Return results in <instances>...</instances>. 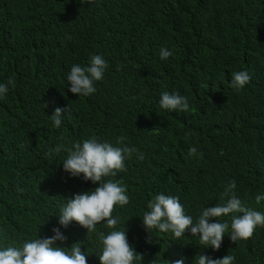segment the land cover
<instances>
[{
	"label": "trees",
	"instance_id": "obj_1",
	"mask_svg": "<svg viewBox=\"0 0 264 264\" xmlns=\"http://www.w3.org/2000/svg\"><path fill=\"white\" fill-rule=\"evenodd\" d=\"M161 48L173 55L161 60ZM92 55L109 67L92 95L77 97L66 74ZM237 71L251 75L239 90L230 86ZM9 78L15 87L0 98V249L50 237L56 227L67 237L57 246L80 243L87 264H99L98 232L112 229L58 224L65 199L98 184L65 173L66 152L46 153L58 143L95 137L116 144L125 136L144 159L134 156L126 172L107 179L126 186L130 202L112 215L141 264H195L199 254L264 264V227L236 243L226 232L213 251L188 232L175 241L154 229L146 242L140 218L163 193L179 196L195 221L221 202L229 181L248 207L264 212V201L255 200L264 194V0H0V83ZM164 91L186 96L189 110H162ZM68 104L54 127V108Z\"/></svg>",
	"mask_w": 264,
	"mask_h": 264
},
{
	"label": "clouds",
	"instance_id": "obj_2",
	"mask_svg": "<svg viewBox=\"0 0 264 264\" xmlns=\"http://www.w3.org/2000/svg\"><path fill=\"white\" fill-rule=\"evenodd\" d=\"M159 55L161 60H167L173 55V51L161 48ZM108 67V62L101 55H92L86 66L73 64L66 74L67 85H70L68 92L77 97L92 95L96 90L95 83L103 80ZM250 80L248 71L233 72L230 86L237 90L243 89ZM9 86L15 87L14 79L9 78L0 83V98L7 95ZM158 103L159 107L166 111L189 110L188 98L175 92H162ZM43 105L44 108L48 107L47 103ZM69 111V104L63 108L55 107L50 115L53 126L59 128L63 115ZM126 140L127 137L119 136L116 138V144H113L99 142L95 137H90L73 143L68 148L58 143L46 153V156H51L53 153L66 152V158L62 161L63 171L70 177H82L84 181L98 184L90 191L76 193L65 199L66 204L58 215V224L67 228L70 223L76 222L85 228L87 233H96L100 223L112 229L107 234L98 232V243L101 246L97 255L99 264H141L143 260L142 254L129 243L125 227L123 230L117 229L120 218L112 215L117 205L122 208L130 201L126 186L121 181L107 178L126 172V161L132 160L134 156L138 161L144 159V153L127 145ZM188 154H196V148H190ZM235 188V181H229L220 194L221 202L205 207L195 221L192 216L186 214L179 196L163 193L154 195L147 201V210L140 217L146 233L149 234L146 242H151L154 229L161 233H171L172 240L175 241L188 232L191 237L199 238V245L203 248L210 247L213 251L220 249L226 232L233 243L251 238L257 227H264V212L248 207L237 197ZM255 200L257 203L264 201V194L256 195ZM229 215L232 216L230 223L220 220L221 217ZM52 233V236L45 238H39L37 235L21 247L8 246L0 249V264H87L88 255L81 251L80 243H74L70 247L57 246V241L63 244L67 237L60 228L54 227ZM234 261L235 257L229 254L219 259L199 254L195 264H234ZM168 264H184V259L168 261Z\"/></svg>",
	"mask_w": 264,
	"mask_h": 264
}]
</instances>
